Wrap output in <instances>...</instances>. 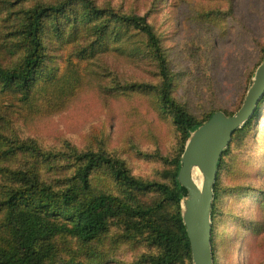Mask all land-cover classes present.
<instances>
[{
    "label": "rangeland",
    "instance_id": "obj_1",
    "mask_svg": "<svg viewBox=\"0 0 264 264\" xmlns=\"http://www.w3.org/2000/svg\"><path fill=\"white\" fill-rule=\"evenodd\" d=\"M93 1L146 18L173 77L171 96L197 121L241 107L264 58V0ZM38 2L48 0H0L4 67L20 66L21 11ZM83 22L68 13L47 23L61 27L62 36L46 40L45 64L58 80L71 83L54 108L32 114L17 93H0V167L34 171L56 188L68 183L73 170H62L66 163L60 157L38 158L25 147L34 141L44 152H67L68 145L103 150L122 160L134 177L169 185L183 140L161 105V79L146 39L131 30L120 41L111 40L104 53L88 57L81 52L96 36L89 30L93 24ZM218 168L212 222L216 262L264 264V102L251 124L231 140ZM11 183L6 172L0 174V202ZM99 193L141 204L159 199L155 192L125 193L104 171L92 177L88 196ZM3 225L0 213V231ZM121 235L113 225L95 243L56 239L55 247L66 242L70 250L60 256L71 264H144L142 257L158 252L140 235Z\"/></svg>",
    "mask_w": 264,
    "mask_h": 264
},
{
    "label": "trees",
    "instance_id": "obj_2",
    "mask_svg": "<svg viewBox=\"0 0 264 264\" xmlns=\"http://www.w3.org/2000/svg\"><path fill=\"white\" fill-rule=\"evenodd\" d=\"M21 12L17 31L21 37L22 60L18 68L4 67L0 61V93H17L20 101L29 105L31 113L37 114L54 108L61 95L69 90L71 83L58 80L49 73L45 64L46 40L48 43L52 37L59 39L62 36L61 27L54 23L52 28L47 25L51 19L57 21L72 13L77 23L93 24L89 30L94 31L95 40L81 52L88 57L104 53L111 40L120 41L133 30L147 41L161 79L158 88L161 105L171 114L172 122L182 136L183 146L173 161L171 182L166 185L134 177L122 160L103 150L80 151L68 145L67 152L54 153L41 151L34 141L26 145L44 161L60 157L66 163L60 168L73 171L68 183L56 188L42 181L34 171H11L0 167V174L6 172L12 180L0 202L4 222L0 231V264H71L60 256L70 250L66 242L58 250L56 239L71 238L82 245H89L108 234L113 225L121 229L124 239L140 235L158 251L142 257L144 264H191L190 245L181 217L186 190L179 185L177 176L189 137L216 112L204 121H197L172 98L173 77L160 40L145 17L100 8L93 0H48ZM3 48L0 46V52ZM74 84L72 81V86ZM263 102L264 98L259 102L256 113L232 139L251 124ZM98 171L106 172L116 186L129 195L155 192L159 199L141 204L111 193L88 196L92 177ZM218 174L217 171V178ZM213 191L215 204L218 198L216 186ZM171 207L172 211L169 210ZM214 210L212 206V222ZM213 237L212 228L211 247L214 264H217Z\"/></svg>",
    "mask_w": 264,
    "mask_h": 264
},
{
    "label": "water",
    "instance_id": "obj_3",
    "mask_svg": "<svg viewBox=\"0 0 264 264\" xmlns=\"http://www.w3.org/2000/svg\"><path fill=\"white\" fill-rule=\"evenodd\" d=\"M263 98L264 60L254 73L241 107L231 116L216 112L186 143L177 181L186 190L181 217L190 245L191 264H214L211 214L219 163L233 135L252 118ZM195 170L201 177L200 187L192 179Z\"/></svg>",
    "mask_w": 264,
    "mask_h": 264
},
{
    "label": "bare ground",
    "instance_id": "obj_4",
    "mask_svg": "<svg viewBox=\"0 0 264 264\" xmlns=\"http://www.w3.org/2000/svg\"><path fill=\"white\" fill-rule=\"evenodd\" d=\"M192 179H193L194 184L197 187H200L201 177H200L199 173L196 170L192 172Z\"/></svg>",
    "mask_w": 264,
    "mask_h": 264
}]
</instances>
